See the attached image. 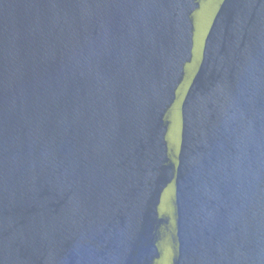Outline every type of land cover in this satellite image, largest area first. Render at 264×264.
Here are the masks:
<instances>
[{"label": "water", "instance_id": "95a60500", "mask_svg": "<svg viewBox=\"0 0 264 264\" xmlns=\"http://www.w3.org/2000/svg\"><path fill=\"white\" fill-rule=\"evenodd\" d=\"M0 264H264V0H0Z\"/></svg>", "mask_w": 264, "mask_h": 264}]
</instances>
